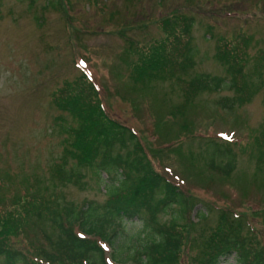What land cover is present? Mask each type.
Here are the masks:
<instances>
[{
	"label": "rangeland",
	"instance_id": "obj_1",
	"mask_svg": "<svg viewBox=\"0 0 264 264\" xmlns=\"http://www.w3.org/2000/svg\"><path fill=\"white\" fill-rule=\"evenodd\" d=\"M180 13L195 17L194 66L174 75L136 78L139 48L164 37L163 17ZM222 36L249 41L245 73L251 101L223 109L217 101L233 92L221 89L203 91L187 103L184 80L201 73L227 76L215 57V42ZM263 52L264 0H0V207L32 194L51 205L107 201L112 183L99 179L93 168H80L83 187L55 176L68 146L66 129L77 126L78 119L53 95L84 74L111 115L138 134L151 164L179 184L195 206L189 211L178 203L171 216L159 213L160 224L184 225L179 227V264H199L221 215L264 247ZM216 144L235 152L230 174L211 169ZM132 148L117 146L115 152ZM33 221L31 233L55 232L49 216ZM143 224L129 221L117 249L102 243L108 264H137L130 257L141 245ZM9 241L23 251L30 248L24 235ZM118 249L128 255L115 261ZM218 264L238 263L231 254Z\"/></svg>",
	"mask_w": 264,
	"mask_h": 264
},
{
	"label": "trees",
	"instance_id": "obj_2",
	"mask_svg": "<svg viewBox=\"0 0 264 264\" xmlns=\"http://www.w3.org/2000/svg\"><path fill=\"white\" fill-rule=\"evenodd\" d=\"M194 24L195 17L186 14L163 17L160 25L164 37L139 48L133 64L136 78H159L192 68ZM215 43V57L225 65L227 76L201 73L184 80L185 101L188 103L203 91L224 89L233 95L220 98L218 104L223 109L241 107L253 96L245 73L249 41L245 36H222ZM262 57L264 61V52ZM79 79L74 84L67 82L53 95L62 108L78 119L77 126L66 129L69 138L64 143L68 146L61 162L56 164L55 176L62 182L83 187L84 175L80 168H93L99 179L112 183L108 199L51 205L45 197L32 194L2 204L0 258H4L3 264H108L102 243L112 248L118 243L122 245L120 239L128 233V222L136 218L144 221V231L139 235L141 245L133 249L130 260L137 264H179L183 240L179 227L184 229V225L160 224L159 213L170 215L178 208L172 205L178 203L187 204L189 211L195 206L188 204L189 197L179 184L146 158L138 134L111 115L95 83L84 74ZM130 144L133 148L127 153L115 152L117 146L125 149ZM228 147V144H216L211 161L214 172L230 174L236 168L235 152ZM70 159H73L72 165H69ZM103 173L107 178L102 177ZM45 215L49 216L55 232L31 233L33 218ZM216 228L204 245V257L199 264H218L222 257L231 254H235L238 264H264V247L253 236L242 234L229 216L221 215ZM20 235L29 242L28 251L9 241ZM122 255H128L127 251H115V261Z\"/></svg>",
	"mask_w": 264,
	"mask_h": 264
}]
</instances>
